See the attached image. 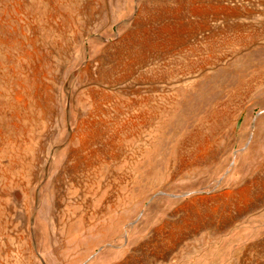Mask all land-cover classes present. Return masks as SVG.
Instances as JSON below:
<instances>
[{
  "label": "rangeland",
  "instance_id": "1",
  "mask_svg": "<svg viewBox=\"0 0 264 264\" xmlns=\"http://www.w3.org/2000/svg\"><path fill=\"white\" fill-rule=\"evenodd\" d=\"M0 264H264V0H0Z\"/></svg>",
  "mask_w": 264,
  "mask_h": 264
}]
</instances>
